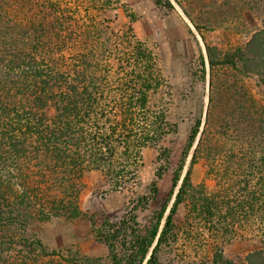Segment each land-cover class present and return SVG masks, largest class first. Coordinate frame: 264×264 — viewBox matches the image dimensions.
<instances>
[{"label": "trees", "instance_id": "obj_1", "mask_svg": "<svg viewBox=\"0 0 264 264\" xmlns=\"http://www.w3.org/2000/svg\"><path fill=\"white\" fill-rule=\"evenodd\" d=\"M120 1L0 0V264H264V0L178 4L203 41L209 67L203 123L194 84L185 94L190 99L173 104L174 114L156 101L169 88L159 57L131 30H113ZM153 2L174 10L170 0ZM207 8L214 18L201 25L193 13ZM249 12L263 19L260 28L245 30L243 45L204 42L203 27L227 24L233 31ZM197 61L190 78L203 83L202 53ZM184 118L192 125L171 189L150 211L170 158L161 144ZM144 148H153L159 163L148 193L132 194L116 216L88 219L104 260L41 241L35 229L43 223L83 217L86 172L102 173L113 191L135 187ZM199 159L212 189L192 184ZM234 241L255 247L232 259L225 249Z\"/></svg>", "mask_w": 264, "mask_h": 264}, {"label": "rangeland", "instance_id": "obj_2", "mask_svg": "<svg viewBox=\"0 0 264 264\" xmlns=\"http://www.w3.org/2000/svg\"><path fill=\"white\" fill-rule=\"evenodd\" d=\"M174 7L173 11L156 8L153 0H121L117 9L111 13V25L114 31L131 33L150 48H153L159 57V64L163 78L168 87H164L156 101L169 103L171 114H174L175 106L179 100L183 101L190 85L194 86V102L198 107L202 103V123L207 110L209 91V67L206 61L204 44L198 32L183 14L178 4L191 8L194 0H170ZM195 8V7H193ZM200 9V8H199ZM201 13H193V17L201 25L208 16L209 8L201 9ZM207 12V15L204 13ZM263 16L258 12H249L241 20V24L235 30L225 29V25L210 24L201 29L204 42L210 46H218L227 49L230 46L243 45L245 41V30L250 33L260 28ZM222 26V27H221ZM202 53L204 58L205 76L204 82H192L190 74L199 71L198 58ZM194 80V79H193ZM169 93V95L167 94ZM181 103H184V101ZM189 108V107H186ZM199 108V107H198ZM192 121L184 118L177 122L175 133L168 135L162 142V146L170 151L167 170L158 182V193L155 202L150 205V211L158 210L165 202L171 189L173 171L177 168L182 147ZM196 142L191 148L183 166L181 178L190 165V160ZM157 152L153 148H144L140 152V165L137 170V184L132 189L124 191H113L110 185L99 171H88L82 179V191L79 197V207L83 217L75 221L54 219L43 223L39 229H35L37 236L49 249H78L81 255L94 258H106L104 247L94 240L90 234L89 218L112 217L120 214L134 195H145L148 187L154 180V172L159 163L156 160ZM204 160H197L192 166L191 181L197 186L205 184L207 188L214 187V179L205 174ZM177 189L175 190V192ZM173 199V198H172ZM172 202V201H171ZM168 205V208L170 207ZM184 208L180 207L177 220L181 219ZM143 214H139L140 220ZM255 246L245 241H234L225 249V253L232 259L242 258Z\"/></svg>", "mask_w": 264, "mask_h": 264}, {"label": "water", "instance_id": "obj_3", "mask_svg": "<svg viewBox=\"0 0 264 264\" xmlns=\"http://www.w3.org/2000/svg\"><path fill=\"white\" fill-rule=\"evenodd\" d=\"M176 189H178V186L176 187ZM174 197V196H173Z\"/></svg>", "mask_w": 264, "mask_h": 264}]
</instances>
